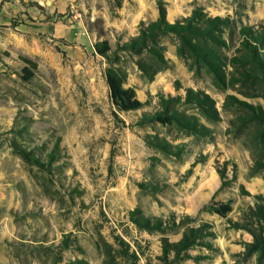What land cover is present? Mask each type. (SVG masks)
Returning <instances> with one entry per match:
<instances>
[{"label":"rangeland","instance_id":"374dc122","mask_svg":"<svg viewBox=\"0 0 264 264\" xmlns=\"http://www.w3.org/2000/svg\"><path fill=\"white\" fill-rule=\"evenodd\" d=\"M118 2L0 0V264H264V80L231 63L242 30L264 28V0ZM160 5L169 24L198 8L223 20L224 84L178 55L175 34L157 37L161 65L122 50ZM103 41L110 50L97 55ZM21 58L35 64L29 79ZM107 68L141 108L113 107ZM186 89L213 100L217 120L176 105L210 136L139 123L158 94ZM227 202L229 213L213 212Z\"/></svg>","mask_w":264,"mask_h":264},{"label":"trees","instance_id":"16d2710c","mask_svg":"<svg viewBox=\"0 0 264 264\" xmlns=\"http://www.w3.org/2000/svg\"><path fill=\"white\" fill-rule=\"evenodd\" d=\"M115 1L119 4V0ZM221 23H223L221 18L209 17L202 8H198L182 21L169 24L166 20L165 9L160 5L158 18L148 25H141L138 36L125 42L121 48L136 54L146 51L153 57L155 63L161 65L165 61L157 49V37L162 34H175L179 37L178 55L183 59L191 60L194 65L205 68L214 76V85L219 86L224 84L226 79L222 58L215 50L220 41L217 32ZM147 43H150L152 47L148 48ZM240 47L244 54L240 58H232L231 63H237V65L251 63L253 66L248 70L243 66V70L238 72L239 75L245 77L251 71L257 70L260 74L259 77L264 80V28L261 27L260 30L243 29ZM93 49L97 55L101 56L110 50L105 41L97 43ZM21 61L24 63L23 78L29 79L32 77L31 71L34 70L35 64L27 58H21ZM255 75L258 77L256 72ZM104 79L109 88L110 101L118 111L125 112L141 108L142 103L136 98L135 92L130 88L123 87L124 74L117 69L107 68L104 72ZM157 98L159 110L153 114H143L139 123L155 122L161 126H174L177 129L187 130L198 136H210L209 130L201 125L195 117L187 116L176 109V105L182 101L194 105L207 119L217 120L218 112L208 94L203 91L186 89L183 98L179 95L173 97L163 94H158ZM149 142L165 152L170 151L169 144L158 136L151 137ZM230 211L229 202L213 209V212L220 216ZM178 245L185 250L193 245V240L185 233Z\"/></svg>","mask_w":264,"mask_h":264},{"label":"crops","instance_id":"0c3cea01","mask_svg":"<svg viewBox=\"0 0 264 264\" xmlns=\"http://www.w3.org/2000/svg\"><path fill=\"white\" fill-rule=\"evenodd\" d=\"M40 1H41V0H40ZM55 7H56L55 5H52V6H51V8H55ZM3 8H6V6H3ZM49 11H51V10H49ZM49 11H48V12H49Z\"/></svg>","mask_w":264,"mask_h":264},{"label":"bare ground","instance_id":"6f19581e","mask_svg":"<svg viewBox=\"0 0 264 264\" xmlns=\"http://www.w3.org/2000/svg\"><path fill=\"white\" fill-rule=\"evenodd\" d=\"M81 18V17H80Z\"/></svg>","mask_w":264,"mask_h":264}]
</instances>
